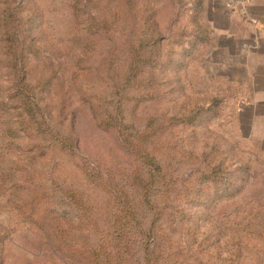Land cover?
<instances>
[{"label": "rangeland", "instance_id": "1", "mask_svg": "<svg viewBox=\"0 0 264 264\" xmlns=\"http://www.w3.org/2000/svg\"><path fill=\"white\" fill-rule=\"evenodd\" d=\"M196 19V0H0V264H264V86L193 46ZM148 123L160 168L121 141Z\"/></svg>", "mask_w": 264, "mask_h": 264}, {"label": "crops", "instance_id": "2", "mask_svg": "<svg viewBox=\"0 0 264 264\" xmlns=\"http://www.w3.org/2000/svg\"><path fill=\"white\" fill-rule=\"evenodd\" d=\"M205 21L215 35L210 54L217 65L250 70L264 86V0H205ZM226 78V77H225ZM231 84L247 86L238 76L227 75ZM264 87H257L261 94ZM248 97V98H249Z\"/></svg>", "mask_w": 264, "mask_h": 264}, {"label": "trees", "instance_id": "3", "mask_svg": "<svg viewBox=\"0 0 264 264\" xmlns=\"http://www.w3.org/2000/svg\"><path fill=\"white\" fill-rule=\"evenodd\" d=\"M196 8H197V21H198V25H199V29H200V34H198L199 36H197V38L194 39L193 41V46H201V48L203 49V51L206 53V51L210 50L214 43H215V35L214 33L209 29L206 21H205V0H196ZM11 17L10 15H5V17L3 18L4 21L9 20ZM14 41V39H13ZM148 44L147 38H145L144 36H139L137 37V41L135 42V44L132 46L131 48V53H132V61L134 63H137V65H141V63H143L144 60V53L145 51L143 50V48H146V45ZM203 52V54H204ZM131 75V70L130 72L125 74V77L128 78ZM225 79V78H224ZM225 82L227 84L233 85V86H239V85H235V84H231L229 83V81L225 80ZM211 103L209 104V109L215 110L216 112V107L220 102V98L214 96L210 99ZM119 114H121V111L119 110V107L116 108V113L115 115H113L111 117L112 120L116 121L117 124L119 125L121 122L119 120ZM196 116H198L193 110H190V113L187 114V118L192 121ZM124 127V124H121ZM148 127H145L143 130H136V131H132L129 130L127 131V129L125 131H121L122 129L120 128L119 131L120 135H121V141L122 144L126 147L131 148L133 151H135L137 154H139L140 159L142 160V162L144 164H155L156 167L160 168V165L158 164V159L156 158V156L153 153H148L147 150L145 149L147 146V143L150 141V138L154 136V131L157 130L156 128L153 129H149L150 128V123L147 124ZM128 126H126L125 128H127ZM54 137H56L53 134ZM57 141L60 142V140L57 139ZM145 147V148H144ZM154 169L155 166L151 165ZM239 168V175L237 176V179H239V183L236 185L234 183V181L231 180L232 177V172H227L228 176L226 178V181L228 183L227 185V190H230L231 188H241L243 186V182L246 179V172L249 168V165H247L246 163L242 164L241 166L238 167ZM223 170V168L219 165V163L217 162L216 166H213L209 172H208V178L211 179V181L216 182L219 180V173H221ZM157 173V172H156ZM207 174V173H206ZM154 174H152L148 179L145 180H139V192L137 194V197H139L140 202L142 204H144L145 206H150L153 201V196L150 194V186L153 183V179H154ZM204 179V178H203ZM69 190H66V193L69 194ZM126 199L128 200V204L125 205L126 210H122L121 212L124 214V216H122V219L124 221H126L128 224L131 223L132 221L134 223H138V230L142 231L141 228V224L139 222V218H138V213H137V208H136V204L133 200L130 199L129 195L126 196ZM131 200V201H130ZM152 201V202H151ZM152 209V208H151ZM159 215V212H153V221L150 224V228L149 231L151 232L153 230L154 227V221L155 218ZM124 230H127V228L124 229H120L121 232H123ZM100 251L96 252V254H99ZM118 252H121V248L117 249ZM146 251V250H145ZM113 256L111 257V259H113ZM93 264H95V260L93 262ZM112 264H115V259L112 260Z\"/></svg>", "mask_w": 264, "mask_h": 264}, {"label": "built area", "instance_id": "4", "mask_svg": "<svg viewBox=\"0 0 264 264\" xmlns=\"http://www.w3.org/2000/svg\"><path fill=\"white\" fill-rule=\"evenodd\" d=\"M237 1V0H236ZM239 2H242V0H238ZM234 2H235V0H234Z\"/></svg>", "mask_w": 264, "mask_h": 264}]
</instances>
